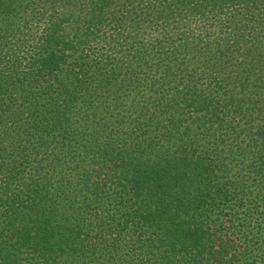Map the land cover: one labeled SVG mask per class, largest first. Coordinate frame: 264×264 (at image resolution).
<instances>
[{
    "label": "trees",
    "instance_id": "trees-1",
    "mask_svg": "<svg viewBox=\"0 0 264 264\" xmlns=\"http://www.w3.org/2000/svg\"><path fill=\"white\" fill-rule=\"evenodd\" d=\"M0 264H264V0H0Z\"/></svg>",
    "mask_w": 264,
    "mask_h": 264
}]
</instances>
